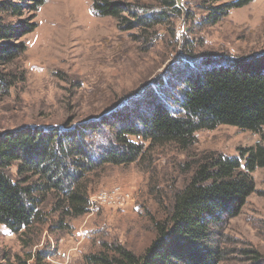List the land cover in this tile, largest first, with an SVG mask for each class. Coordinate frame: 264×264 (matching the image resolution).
Here are the masks:
<instances>
[{
	"label": "trees",
	"instance_id": "16d2710c",
	"mask_svg": "<svg viewBox=\"0 0 264 264\" xmlns=\"http://www.w3.org/2000/svg\"><path fill=\"white\" fill-rule=\"evenodd\" d=\"M160 1L163 9L157 15L136 14L140 25L153 27L178 11L177 0ZM251 1L200 0L203 23H217ZM45 2L0 0V95H7L19 81L14 65L27 49L23 36L37 27L35 15ZM95 6V14L135 27L122 14L133 7L108 0ZM26 13L29 16L19 22ZM14 17L18 19L8 20ZM190 55L183 68L158 82V89L170 82V88L179 87L166 101L150 92L142 102L139 93L129 97L125 106L85 125L72 127L69 121L63 128L0 130V224L18 235L24 249L40 244L45 229L67 230L71 220L87 214L93 184L105 165L144 167L145 163L149 171L153 154L171 147L186 154L179 168L187 177L180 186L170 185L166 200L162 190L157 192L160 216L152 219L155 236L150 244L138 253L118 241H103L84 255L83 264H264L262 251L234 248L226 233L228 220L240 213L256 190L252 173L264 168V144L241 148L239 156L218 151L198 154L194 149L200 130L220 125L263 129L264 55L231 63H212L225 60L222 56ZM93 133L100 138L88 140ZM155 190L151 188L152 193ZM48 247L44 243L28 251L22 264H48Z\"/></svg>",
	"mask_w": 264,
	"mask_h": 264
},
{
	"label": "rangeland",
	"instance_id": "374dc122",
	"mask_svg": "<svg viewBox=\"0 0 264 264\" xmlns=\"http://www.w3.org/2000/svg\"><path fill=\"white\" fill-rule=\"evenodd\" d=\"M98 1L46 0L38 8L37 27L23 36L27 49L14 65L19 81L7 95H0V130L63 128L69 121L72 127L85 125L125 106L129 97L139 93L142 102L150 92L166 101L179 87L170 88V82L158 89V82L183 68L190 54L225 57L212 63L264 55V0L234 8L214 24L203 23L200 0H177L178 11L153 27L140 25L137 15H157L163 9L160 0H108L133 7L132 12L125 8L122 13L135 26L132 29L114 17L95 14ZM96 133L88 140L100 138ZM196 137L198 154L218 151L239 156L241 148L264 144V127L254 132L220 125L200 130ZM185 160L186 154L167 147L153 154L149 171L145 163L144 167L105 165L93 184L90 202H98L93 210L90 205L87 214L69 222L67 230L45 229L40 244L24 249L18 235L0 224V264H22L28 251L44 243L50 248L48 264H83L84 255L103 241H118L143 252L155 236L152 219L160 216L157 192L162 190L166 200L170 185H181L187 176L180 174L179 166ZM252 175L256 190L240 213L228 220L226 233L230 246L264 253V168Z\"/></svg>",
	"mask_w": 264,
	"mask_h": 264
},
{
	"label": "built area",
	"instance_id": "2783aa9c",
	"mask_svg": "<svg viewBox=\"0 0 264 264\" xmlns=\"http://www.w3.org/2000/svg\"><path fill=\"white\" fill-rule=\"evenodd\" d=\"M95 203H98V202H97L95 199H94V200L91 199V202H90V205H91V206H90V209H91V210H93V207H94V204H95Z\"/></svg>",
	"mask_w": 264,
	"mask_h": 264
}]
</instances>
